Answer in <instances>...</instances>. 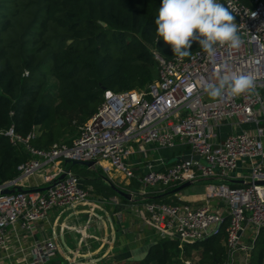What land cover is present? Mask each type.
<instances>
[{
	"label": "built area",
	"instance_id": "2783aa9c",
	"mask_svg": "<svg viewBox=\"0 0 264 264\" xmlns=\"http://www.w3.org/2000/svg\"><path fill=\"white\" fill-rule=\"evenodd\" d=\"M217 2L235 17L243 40L239 50L217 46L214 62L202 49L170 60L152 51L157 78L141 89L105 90L102 103L79 127L70 146L53 144L45 151L29 144L35 132L25 138L13 127L4 132L13 146L22 144L29 157L17 167V177L0 184V251L6 249L10 229L19 226L30 234L54 209H73L87 202L117 204V197H93L62 165L65 160L92 161L95 169L118 175L125 187L136 182L137 190L126 192L133 204L140 205L145 224L159 239L176 241L183 250L223 234L221 264H249L256 242L264 235V186L256 184L264 181V0ZM225 65L252 74L254 89L238 97L209 98L204 85L218 82ZM244 124L250 128H238ZM222 127L230 130L222 132ZM172 148H181L176 157L191 159L168 163L156 156L147 161L148 152L153 156ZM139 170H143L140 175ZM41 171L46 172L41 175L45 185L62 174L65 177L45 191L23 186ZM202 181L207 182L203 194H184ZM187 182L188 187L167 195ZM15 187L26 192L2 193ZM161 198L167 201L151 200ZM77 230L81 235L85 232L84 227ZM31 254L28 264L52 263L57 255L55 240L36 241ZM183 257V264H198L196 258ZM85 264L99 263L90 259Z\"/></svg>",
	"mask_w": 264,
	"mask_h": 264
},
{
	"label": "trees",
	"instance_id": "16d2710c",
	"mask_svg": "<svg viewBox=\"0 0 264 264\" xmlns=\"http://www.w3.org/2000/svg\"><path fill=\"white\" fill-rule=\"evenodd\" d=\"M161 5L162 0H0V184L17 177V167L29 157L22 144L13 146L4 135L10 127L23 138L35 132L29 144L37 149L70 146L105 90L141 89L156 79L152 51L166 60L175 56L156 33ZM49 78L56 84L54 96ZM72 113L79 125L71 123ZM88 171L92 174L76 176L94 196L128 203L103 181L102 171ZM116 184L125 192L138 188ZM194 250L198 264H221L224 235L183 250L176 241L156 238L144 259L133 264H181V255ZM249 264H264V235Z\"/></svg>",
	"mask_w": 264,
	"mask_h": 264
},
{
	"label": "crops",
	"instance_id": "0c3cea01",
	"mask_svg": "<svg viewBox=\"0 0 264 264\" xmlns=\"http://www.w3.org/2000/svg\"><path fill=\"white\" fill-rule=\"evenodd\" d=\"M142 172L139 170L136 173L140 175ZM44 173L41 171L30 177L23 182V186L38 189L48 186L42 182L41 175ZM116 177L115 182L124 185L118 175ZM131 183L129 187L136 184L134 181ZM140 210L138 203H124L119 198L115 205L87 202L73 209H54L47 220L35 225L30 234L19 226L8 231L6 249L0 251V264H28L32 259L34 243L48 238L54 239L57 245L53 264H63L64 261L85 264L90 259L99 264H133L146 256L155 242L152 237L156 235L155 230L145 224L146 215ZM113 216L118 229L114 226ZM78 227L85 228L83 235Z\"/></svg>",
	"mask_w": 264,
	"mask_h": 264
},
{
	"label": "clouds",
	"instance_id": "9594fccd",
	"mask_svg": "<svg viewBox=\"0 0 264 264\" xmlns=\"http://www.w3.org/2000/svg\"><path fill=\"white\" fill-rule=\"evenodd\" d=\"M235 17L217 0H162L155 20L156 33L174 55L188 57L193 42L214 62L217 46L239 50L243 40L238 33ZM209 98L238 97L255 87L252 74H240L227 65L218 82L204 85Z\"/></svg>",
	"mask_w": 264,
	"mask_h": 264
},
{
	"label": "rangeland",
	"instance_id": "374dc122",
	"mask_svg": "<svg viewBox=\"0 0 264 264\" xmlns=\"http://www.w3.org/2000/svg\"><path fill=\"white\" fill-rule=\"evenodd\" d=\"M198 49H200V47H198V44H197V45H195V47L193 46V49L190 52L196 51ZM156 72H157V69H156ZM157 73H156V75H157ZM156 78H157V76H156ZM48 83H49L48 84L49 85V87H48L49 88V91H50L51 95L54 96V94H55V85H56L54 79L49 78L48 79ZM69 119H70L71 123L79 125L78 119H77V114L72 113L71 115H69ZM238 128L239 129H243V130H247V129L250 128V125H245L244 124V125L239 126ZM229 130H230L229 127H222L221 128V131L222 132H226V131H229ZM77 132H78V130H77ZM180 150H181V148L162 149V150L159 151V153L157 152V154H154L153 156H152V153L151 152H148V158H147L148 160L147 161H151L154 158H156V156H159V155H161L164 159L171 160L173 157H176V155L179 153L178 151H180ZM169 158H171V159H169ZM201 164H204V161H201ZM97 169L91 170V169H87L84 166H78V165H74V167L70 168V170L75 175H82V174L84 175V174L91 173L88 170L94 172L93 174H97L96 171H99V172L102 171L101 172L102 174H100L101 176L109 178L112 183L114 182L116 184L115 181L117 180V177H116V175H114L113 172H111V171L110 172H105V171H103V170H101L99 168H97ZM206 184H207V182L202 181L199 184H197L196 186L189 187L188 189H186V192L184 194H186V195H195V194H198L200 196L201 194L204 193V186ZM119 185L125 187L124 185H121V184H119ZM113 220H114V223H115V225H114L115 228L118 229L119 226L116 224V219L114 218V216H113ZM156 238H158V236L157 235H153L152 239H156ZM187 246H190V245H187ZM185 254H184V257H183L184 260L185 259L193 260V258L198 259V257H197V250H194L190 254L189 253H185ZM181 264H182V261H181Z\"/></svg>",
	"mask_w": 264,
	"mask_h": 264
},
{
	"label": "water",
	"instance_id": "95a60500",
	"mask_svg": "<svg viewBox=\"0 0 264 264\" xmlns=\"http://www.w3.org/2000/svg\"><path fill=\"white\" fill-rule=\"evenodd\" d=\"M102 90H104V88H102ZM195 160H199V157L198 156H195L193 157ZM191 159V156L189 155H185V156H178V157H174L173 159H171L168 163H172V162H179V161H187ZM64 164L65 165H71V166H74V165H78V166H84L86 167L87 169H91V170H95V166H94V162L92 161H84V162H81V161H72V160H65L64 161ZM65 177V174H62L60 175L57 179L53 180L48 186L44 187V188H41V189H38V191H45L53 186H55L59 181L63 180ZM102 179L103 181L121 198L123 199H126L128 201H132L131 199V194L130 193H127L119 188H117L114 183L111 182V180L107 177H103L102 176ZM257 185H261V186H264V181H261V182H257L256 183ZM190 185V183H184L182 185H180L179 187L173 189L172 191H170L168 194H172V193H175L183 188H186ZM14 192H26L24 191L21 187H15L13 189H10V190H3L2 193L3 194H9V193H14ZM144 259V257L142 258ZM141 259V260H142Z\"/></svg>",
	"mask_w": 264,
	"mask_h": 264
}]
</instances>
